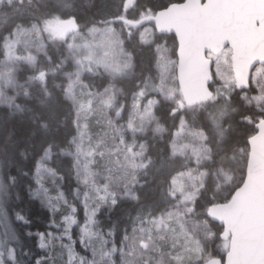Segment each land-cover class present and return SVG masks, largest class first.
Instances as JSON below:
<instances>
[{
	"label": "snow or ice",
	"instance_id": "6c2138e0",
	"mask_svg": "<svg viewBox=\"0 0 264 264\" xmlns=\"http://www.w3.org/2000/svg\"><path fill=\"white\" fill-rule=\"evenodd\" d=\"M0 107V264H264V0H0Z\"/></svg>",
	"mask_w": 264,
	"mask_h": 264
},
{
	"label": "trees",
	"instance_id": "16d2710c",
	"mask_svg": "<svg viewBox=\"0 0 264 264\" xmlns=\"http://www.w3.org/2000/svg\"><path fill=\"white\" fill-rule=\"evenodd\" d=\"M19 120H20L19 116L13 117L8 113L7 109L0 107V140L4 138V134L8 131L16 130L17 134H19V131H20ZM30 166H31L30 164L26 163L24 165V170L27 171L28 167ZM61 167L63 168V171L66 174L68 171L67 163L61 165ZM73 188H75L74 179L70 180L65 185V191L70 192V190ZM16 191L20 193L21 200L24 203H27V188L23 181L21 182L20 187ZM21 200L13 199L11 201L12 206H22ZM32 211L34 214H38L37 223L43 224L46 222L44 220L43 215L41 214V210L39 209L38 205L33 206ZM82 215L83 214L81 212V218H82ZM115 221H119L120 227H123L124 224L126 223V218L124 217L123 212L121 210H117L113 212L111 216L105 213L99 217L100 227L101 229H103L104 232H107L109 226Z\"/></svg>",
	"mask_w": 264,
	"mask_h": 264
},
{
	"label": "rangeland",
	"instance_id": "374dc122",
	"mask_svg": "<svg viewBox=\"0 0 264 264\" xmlns=\"http://www.w3.org/2000/svg\"><path fill=\"white\" fill-rule=\"evenodd\" d=\"M76 186V185H75ZM70 194V192H69ZM104 233H107V232H104ZM77 251H82V249H80L79 247L77 248Z\"/></svg>",
	"mask_w": 264,
	"mask_h": 264
}]
</instances>
